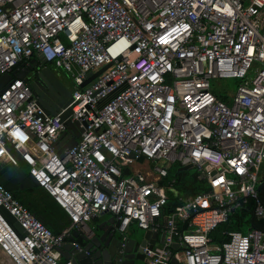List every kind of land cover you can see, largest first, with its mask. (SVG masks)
<instances>
[{"label": "built area", "instance_id": "obj_1", "mask_svg": "<svg viewBox=\"0 0 264 264\" xmlns=\"http://www.w3.org/2000/svg\"><path fill=\"white\" fill-rule=\"evenodd\" d=\"M32 60L71 79L69 115L45 114L27 78L0 88V162L22 165L67 223L53 233L0 185V264H71L59 249L80 251L72 232L90 238L104 214L122 246L132 227L157 235L145 264H264V229L208 237L248 203L264 218V0H0V75ZM213 79L239 81L226 102ZM65 121L80 132L57 154ZM184 159L207 190L165 213Z\"/></svg>", "mask_w": 264, "mask_h": 264}, {"label": "water", "instance_id": "obj_2", "mask_svg": "<svg viewBox=\"0 0 264 264\" xmlns=\"http://www.w3.org/2000/svg\"><path fill=\"white\" fill-rule=\"evenodd\" d=\"M108 66L105 65L94 73H88L86 78L80 83L79 88H83ZM33 69H35V72L31 76L32 81L28 83L32 97L36 98L37 105L45 114L51 116L58 114L60 121L64 120L69 115V109L66 107L71 101L70 94H68V98L63 96V85L53 75L47 65L41 62L32 60L22 71H13L10 74L0 75L1 91L13 80L27 78L28 73ZM64 126V131L54 143V150L57 154H60L65 148H71L76 143V138L80 132L76 125L69 124L68 121H65ZM181 165L177 171L191 168L187 164L186 159L182 160ZM258 183H260V180H257ZM0 185L6 191L13 194L24 189L37 188L33 180L29 176H26L19 166H11L9 164H3L2 162H0ZM2 213L12 223L13 228L17 232L22 233L20 226L6 212L2 211ZM33 216L41 222L34 214ZM117 228L118 222L112 217H108L105 221H102L94 227L90 238L72 232L69 242L79 239L81 241V250L77 251L70 243H66L59 249L61 258L63 260L70 259L71 264H133L134 260H143L141 248L146 244L145 241H147L148 248H150L157 235L144 231L140 242L128 239L125 245L122 246L121 240L116 239L112 235L113 231L118 233ZM97 230L101 232L99 235L94 233ZM161 240L162 236L160 235L159 242ZM171 247L173 249L177 248L176 244H173ZM170 263L176 264L174 259H171Z\"/></svg>", "mask_w": 264, "mask_h": 264}, {"label": "trees", "instance_id": "obj_3", "mask_svg": "<svg viewBox=\"0 0 264 264\" xmlns=\"http://www.w3.org/2000/svg\"><path fill=\"white\" fill-rule=\"evenodd\" d=\"M45 65H51V63H47ZM213 95L224 102L227 101V98H225L224 96H219L216 94ZM21 169L23 170L22 167ZM177 170L178 166L176 164L170 166L167 170V178L173 179L174 183L171 190L168 192V202L165 208V213L169 211V208L174 201V194L184 198H188L207 190L204 181L197 176L192 168L183 171ZM23 171L26 172V170ZM260 187H258L257 185V191L261 202L264 204V193H262ZM35 189V191H37L35 197H37L42 203V206L39 208L36 204L31 208L26 198L24 200H20L17 193L13 194V196L17 198L20 203L25 205L30 210V212L37 218H39L41 222L53 233H58L59 230L67 223L65 216L63 215L64 217L61 218L58 212H60L61 214L63 213L58 209V207L48 198V196L43 191L38 188ZM243 225L245 226V229L242 230ZM251 229H264V218L260 220L255 219L251 214V207L248 203L246 206H243L230 214L224 223L217 225L210 232L208 237L211 243L220 244L227 241L226 234L228 232L236 231L245 233L246 231ZM75 241L81 244V241L79 239H76Z\"/></svg>", "mask_w": 264, "mask_h": 264}, {"label": "rangeland", "instance_id": "obj_4", "mask_svg": "<svg viewBox=\"0 0 264 264\" xmlns=\"http://www.w3.org/2000/svg\"><path fill=\"white\" fill-rule=\"evenodd\" d=\"M48 66L49 68H51V72L53 73V75L58 79V81L64 87L68 88L70 91L73 90V88H75L71 82V79L68 78V76L64 74L59 68L54 67L52 64ZM166 80L169 81V78L166 77ZM209 83H210L211 92L213 94L224 96L225 98L228 99L233 95L239 81L237 79H213L210 80ZM21 167L23 168V170H25V168L22 165ZM35 190H36L35 188L24 189L19 191L17 194L20 200H24L26 198L31 208L35 204L39 208L42 206V203L37 197H35V194L37 192ZM243 229H245L244 225L242 227V230ZM131 230L132 231L129 236V239H132L136 242H140L144 231L136 229L134 227H132ZM134 264H145V263L143 260H135Z\"/></svg>", "mask_w": 264, "mask_h": 264}, {"label": "crops", "instance_id": "obj_5", "mask_svg": "<svg viewBox=\"0 0 264 264\" xmlns=\"http://www.w3.org/2000/svg\"><path fill=\"white\" fill-rule=\"evenodd\" d=\"M258 180H260V183H258V187L261 186L260 188L262 190V193H264V163L260 166V169L258 172ZM57 211H59V210H57ZM58 213H59L61 218L64 217L63 214H61L60 212H58ZM108 217H109V215H106V214L98 216L97 218L91 220V222L89 223V226L95 227L96 225L100 224L102 221H105ZM255 219H257V218H255ZM257 220H260V219H257Z\"/></svg>", "mask_w": 264, "mask_h": 264}, {"label": "flooded vegetation", "instance_id": "obj_6", "mask_svg": "<svg viewBox=\"0 0 264 264\" xmlns=\"http://www.w3.org/2000/svg\"><path fill=\"white\" fill-rule=\"evenodd\" d=\"M47 67L49 68V66L47 65ZM50 70H51V68H49ZM35 72V69H33V70H31L29 73H28V75H27V79H29V81L31 82L32 81V74ZM48 87H50L49 85H48ZM64 87V86H63ZM72 91V90H71ZM71 91L68 89V88H66V87H64V90H62V94H63V96L64 97H66V98H68L67 96H68V94H71ZM96 235H99L101 232L99 231V230H97V231H95L94 232ZM131 234V233H130ZM130 234H128V239H129V236H130ZM112 235H113V237H115L116 239H120V235H119V233H117L116 231H113L112 232ZM135 261V260H134ZM134 261H133V264H134Z\"/></svg>", "mask_w": 264, "mask_h": 264}]
</instances>
